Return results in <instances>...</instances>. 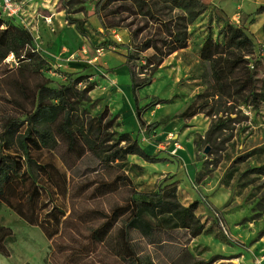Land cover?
I'll return each mask as SVG.
<instances>
[{
  "label": "rangeland",
  "instance_id": "rangeland-1",
  "mask_svg": "<svg viewBox=\"0 0 264 264\" xmlns=\"http://www.w3.org/2000/svg\"><path fill=\"white\" fill-rule=\"evenodd\" d=\"M96 1L0 0L2 26L29 28L43 59L37 66L11 52L0 61V125L32 107L38 82L72 80L79 88L93 82L81 105L86 114L114 116L113 140L129 130L168 159L151 162L131 153L108 161L82 139L72 144L58 134L54 146H32L38 180L18 179L0 207V223L13 229L10 254L0 252V264H129L131 194L169 183L182 204L200 201L195 212L204 228L194 235L173 222L152 237L131 229L130 240L148 264H264V173L252 169L264 163V11H257L264 0H203L194 18L171 0H147L145 7L106 0L102 19ZM70 16L86 18L85 34ZM229 21L253 40L246 71H256L258 105L242 85L245 75L230 91L218 90L201 56L207 37L222 40ZM178 30L187 31L184 47L161 59V51L144 46L131 58L137 79L152 76L137 95L144 118L156 124L140 127L126 44L135 48L150 39L165 52ZM219 118L226 123L208 139Z\"/></svg>",
  "mask_w": 264,
  "mask_h": 264
},
{
  "label": "trees",
  "instance_id": "trees-1",
  "mask_svg": "<svg viewBox=\"0 0 264 264\" xmlns=\"http://www.w3.org/2000/svg\"><path fill=\"white\" fill-rule=\"evenodd\" d=\"M140 7H145L147 0H136ZM174 4L187 9L190 18H194L205 6L203 0H171ZM106 0H97L95 12L102 19L101 9ZM150 9V7H148ZM257 11H264V3L257 7ZM77 29L85 34L86 18L70 16ZM0 17V61L9 53H13L19 59H26L28 64L41 65V54L34 43L33 32L18 23H8L5 26ZM171 46L163 52L162 47L148 39L135 48L129 44L127 47V63L132 78V90L136 99L135 115L140 127H153L156 122H149L143 116V108L138 102V86L149 82L152 76L137 79L131 58L136 54V48L154 46L165 53L187 44V31L178 30L172 33ZM253 40L243 25L236 22H227L224 26L222 40H215L209 36L205 40L201 56L210 62L214 85L221 92L230 91L235 79L244 76L242 85L250 89L251 103L257 104L260 93L255 87V70L248 73V59L245 56L252 51ZM149 58V57H148ZM160 63V60L159 62ZM247 73V74H246ZM239 74V75H237ZM94 83L79 88L70 80L57 86L50 85L48 81L37 83L32 99V107L24 116L8 115L0 125V207L7 197L9 190L15 182L26 177L33 181L38 180L35 164L36 158L32 155V146H54L58 142V135L69 142L76 143L82 139L92 151L105 160H124L128 154L135 153L142 158L156 162L168 159L159 152L148 151L139 141L137 135L129 130H122L113 140L115 130H109L115 117H106L105 112L97 115H87L85 106H81L84 100L89 98V90ZM226 123V119L219 118L208 130V139L212 132ZM58 134V135H57ZM254 171L264 173V163L252 168ZM132 210L125 222V237L131 250L129 264H148L149 258L141 255L130 240L131 229H139L148 237L161 228H169L171 223L177 226L190 227L192 234L201 232L204 223L196 215V208L200 201L193 200L188 205L182 204L177 197V186L174 183L158 187L154 191L134 190L131 194ZM13 205V204H12ZM17 211L28 218L19 208ZM32 221V218H30ZM13 235V229L0 223V252L9 255L10 250L7 241ZM187 264H207L204 259L193 260Z\"/></svg>",
  "mask_w": 264,
  "mask_h": 264
},
{
  "label": "crops",
  "instance_id": "crops-1",
  "mask_svg": "<svg viewBox=\"0 0 264 264\" xmlns=\"http://www.w3.org/2000/svg\"><path fill=\"white\" fill-rule=\"evenodd\" d=\"M109 83H112V80L110 79V82Z\"/></svg>",
  "mask_w": 264,
  "mask_h": 264
},
{
  "label": "water",
  "instance_id": "water-1",
  "mask_svg": "<svg viewBox=\"0 0 264 264\" xmlns=\"http://www.w3.org/2000/svg\"><path fill=\"white\" fill-rule=\"evenodd\" d=\"M209 148H206V150H208Z\"/></svg>",
  "mask_w": 264,
  "mask_h": 264
},
{
  "label": "built area",
  "instance_id": "built-area-1",
  "mask_svg": "<svg viewBox=\"0 0 264 264\" xmlns=\"http://www.w3.org/2000/svg\"><path fill=\"white\" fill-rule=\"evenodd\" d=\"M99 50H101V49L99 48Z\"/></svg>",
  "mask_w": 264,
  "mask_h": 264
}]
</instances>
